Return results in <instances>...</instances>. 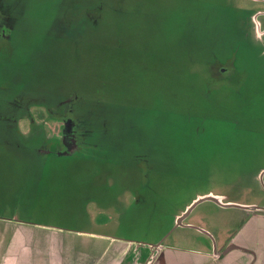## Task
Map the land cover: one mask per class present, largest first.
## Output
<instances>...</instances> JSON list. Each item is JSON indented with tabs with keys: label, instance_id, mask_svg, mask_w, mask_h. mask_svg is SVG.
I'll use <instances>...</instances> for the list:
<instances>
[{
	"label": "rangeland",
	"instance_id": "374dc122",
	"mask_svg": "<svg viewBox=\"0 0 264 264\" xmlns=\"http://www.w3.org/2000/svg\"><path fill=\"white\" fill-rule=\"evenodd\" d=\"M0 7V223L31 228L43 242H74L78 251L89 243L84 264H95L103 246V264H115L131 242L165 238L200 196L262 206L264 58L245 31V10L261 3L0 0ZM26 100L75 112L60 133L32 105L17 127L12 114H22ZM39 122L53 140L33 128ZM243 213L205 202L185 225L222 244L218 235L234 232ZM204 243L212 240L180 227L164 246Z\"/></svg>",
	"mask_w": 264,
	"mask_h": 264
},
{
	"label": "crops",
	"instance_id": "0c3cea01",
	"mask_svg": "<svg viewBox=\"0 0 264 264\" xmlns=\"http://www.w3.org/2000/svg\"><path fill=\"white\" fill-rule=\"evenodd\" d=\"M239 210L244 212L239 216L240 225L234 232L223 230L218 235L222 236V244L217 238L212 245L204 243L199 249L192 247L177 249L173 245H166L157 264H264V211ZM7 225L0 223V264H84L85 259L90 256L89 243L78 251L74 242L71 244L58 241L60 243L58 244L55 237L48 236L45 238L46 242L51 241L46 243L41 241V236L33 234L31 228L22 230L20 227ZM35 229L71 232L41 225ZM93 237L79 236L84 241L100 242V239ZM97 247L100 248L98 245ZM101 249L103 252L95 264L104 263L107 249L103 246ZM76 254L78 257H75ZM122 258V253L117 255L114 258L115 264H121Z\"/></svg>",
	"mask_w": 264,
	"mask_h": 264
},
{
	"label": "flooded vegetation",
	"instance_id": "af4514ba",
	"mask_svg": "<svg viewBox=\"0 0 264 264\" xmlns=\"http://www.w3.org/2000/svg\"><path fill=\"white\" fill-rule=\"evenodd\" d=\"M253 3L256 4H262V9L260 7L256 8L253 7L251 9H247L245 10L246 13V25H245V31L247 32L246 36L247 37H253V40L257 43H259L261 45V54L260 56L262 58H264V0H249ZM3 9L2 7H0V15H3ZM244 31V32H245ZM32 105H40V107H42L46 113H47V117L48 119L53 118V119H57L60 120L56 123L60 124V133H62L63 129L68 125L67 121L68 118L71 117V112H72V108H63V111L60 113V108L61 105H54L52 103L49 102H43L42 103L38 100H26L23 102L22 106L20 105V108L24 109V112L22 111V114H19V112L16 114V112L13 115V121H17L14 122L16 124V126L18 127V121L21 117L23 116H28L31 117L32 114ZM60 107V108H59ZM62 109V108H61ZM42 122L36 123L35 125H33V128H40L41 131H43L47 136L49 137L48 139L53 140V136L48 134L46 132V126L45 129H43L42 127ZM59 138H61V135L59 136ZM58 138V139H59ZM262 181L264 182V170H262ZM262 181H260V175H257V180H256V185H257V190L260 191V195L259 198L262 199V207L264 208V185H262ZM129 190H133L128 188ZM225 201V200H224ZM126 204V203H125ZM186 210V208H185ZM185 210L183 212H181L179 215L176 216L175 218V222L176 220L183 215V213L185 212ZM263 212V211H262ZM191 216V215H190ZM188 216L183 223L184 224H188L187 221L189 219ZM205 235V234H204ZM207 236V235H205ZM208 237V236H207ZM210 238V237H208ZM164 238H162L160 241H158L155 244H146V243H137V242H131V246L129 248L130 251H128L129 253H126L127 251H125L124 253H122V263L121 264H126L125 263V259L126 257H128L129 255L131 256V262L130 264H157V262L159 261V259L162 257V252L164 250V242L166 240L163 241ZM211 239V238H210ZM212 240V239H211ZM162 243V245L160 246L159 244ZM213 244V241H212ZM137 246V247H136Z\"/></svg>",
	"mask_w": 264,
	"mask_h": 264
},
{
	"label": "water",
	"instance_id": "95a60500",
	"mask_svg": "<svg viewBox=\"0 0 264 264\" xmlns=\"http://www.w3.org/2000/svg\"><path fill=\"white\" fill-rule=\"evenodd\" d=\"M205 202H213L216 205L222 207V208H227V209H242V210H246L249 212H259V211H264V208L259 207V206H245V205H240V204H236V203H226L224 202V197L222 196H217V195H213V194H208L205 196H200L198 197L190 206H188L185 210V212L183 213L182 216H180L177 221L176 224L174 226V228L172 229V231L165 237L167 238L174 230L180 228V227H184V228H188V229H193L196 230L202 234L207 235L208 237H210L213 241V243H215V240L213 238V236L206 230L197 227L195 225H185L183 223V221L192 214V212L201 204L205 203ZM165 238L163 239V241L165 240ZM163 241L159 244L160 246L162 245Z\"/></svg>",
	"mask_w": 264,
	"mask_h": 264
},
{
	"label": "trees",
	"instance_id": "16d2710c",
	"mask_svg": "<svg viewBox=\"0 0 264 264\" xmlns=\"http://www.w3.org/2000/svg\"><path fill=\"white\" fill-rule=\"evenodd\" d=\"M70 108H72L71 110H72V112H75V107H70ZM50 119H52V120H54V121H56V122H58V121H60V120H57V119H53V118H50ZM42 127H43V129H45V124H42ZM43 132V131H42ZM43 134H45L44 132H43ZM46 135V134H45Z\"/></svg>",
	"mask_w": 264,
	"mask_h": 264
}]
</instances>
